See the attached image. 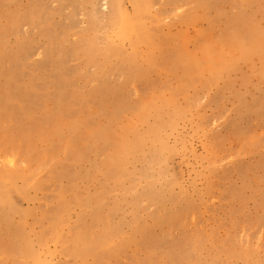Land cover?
<instances>
[{"label":"rangeland","instance_id":"rangeland-1","mask_svg":"<svg viewBox=\"0 0 264 264\" xmlns=\"http://www.w3.org/2000/svg\"><path fill=\"white\" fill-rule=\"evenodd\" d=\"M0 264H264V0H0Z\"/></svg>","mask_w":264,"mask_h":264},{"label":"bare ground","instance_id":"bare-ground-1","mask_svg":"<svg viewBox=\"0 0 264 264\" xmlns=\"http://www.w3.org/2000/svg\"><path fill=\"white\" fill-rule=\"evenodd\" d=\"M143 5V4H142ZM143 9V8H142Z\"/></svg>","mask_w":264,"mask_h":264}]
</instances>
